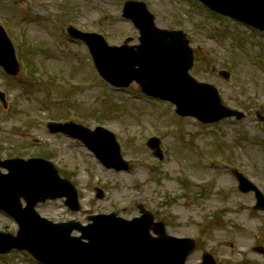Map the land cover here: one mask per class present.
Returning a JSON list of instances; mask_svg holds the SVG:
<instances>
[{
  "label": "rangeland",
  "instance_id": "1",
  "mask_svg": "<svg viewBox=\"0 0 264 264\" xmlns=\"http://www.w3.org/2000/svg\"><path fill=\"white\" fill-rule=\"evenodd\" d=\"M35 1L28 6L27 0H0V24L20 64L16 76L0 71V91L8 101L6 110L0 106V159L53 162L76 187L81 204L74 213L56 200L37 206V212L54 222L85 224L88 216L111 212L129 219L142 206L164 222L169 235L197 237V252L187 264H200L205 252L218 264H264L255 251L264 248V213L253 211V194L240 193L228 174L237 169L264 190V124L254 116L255 109L264 111V38L207 9L200 15L185 0H140L158 27L184 30L195 52L190 75L214 86L225 106L244 115L241 121L202 125L178 114L172 103L145 99L136 84L109 88L86 65L84 48L67 36L59 39L64 51L47 53L39 37L27 42L23 34L39 31L22 24L33 6L53 5L57 22L62 14V24L68 23L63 33L74 25L101 34L110 45L126 37L137 41L120 17L127 0ZM221 70L231 74L227 81L218 76ZM49 121L112 132L130 173L104 169L80 142L49 134ZM153 137L160 140L161 161L147 145ZM96 188L103 190L102 199L95 197ZM16 231L15 222L0 212V233ZM1 256L0 264H36L19 251Z\"/></svg>",
  "mask_w": 264,
  "mask_h": 264
},
{
  "label": "water",
  "instance_id": "2",
  "mask_svg": "<svg viewBox=\"0 0 264 264\" xmlns=\"http://www.w3.org/2000/svg\"><path fill=\"white\" fill-rule=\"evenodd\" d=\"M201 1L222 15L264 31V0ZM132 6L138 7L136 14L131 10L132 13L125 11L124 16L132 19L141 31V46L136 51L126 47L110 48L99 36L82 35L103 79L117 88H126L136 82L145 95L174 102L179 113L203 122L237 115L223 108L214 88L197 84L188 75L192 51L181 37L157 32L144 5L127 4L126 7ZM0 66L12 75L18 70L14 50L1 27ZM221 75L227 77L224 73ZM0 103L6 107L2 93ZM48 127L53 133L62 132L83 141L106 167L127 170L114 136L105 130L89 132L73 124H50ZM149 146L161 159L158 141H150ZM0 167L9 172L8 175L0 174V209L20 226L16 238L0 234L2 253L13 248L24 249L46 264H183L191 250V246L167 237L162 225L155 226L158 239H152L150 217L127 222L112 215L102 216L92 218L95 223L88 228L73 223L52 225L35 213L37 203L65 196L67 205L78 210L75 192L67 182L59 180L53 165L43 160H30L0 162ZM236 177L240 191L255 190L258 193L240 174L236 173ZM257 197L256 208L264 210L261 195L257 194ZM21 199L27 204L24 210ZM99 221L104 222L100 224ZM74 229L82 232L81 238L70 237ZM82 239L88 243H82Z\"/></svg>",
  "mask_w": 264,
  "mask_h": 264
},
{
  "label": "flooded vegetation",
  "instance_id": "3",
  "mask_svg": "<svg viewBox=\"0 0 264 264\" xmlns=\"http://www.w3.org/2000/svg\"><path fill=\"white\" fill-rule=\"evenodd\" d=\"M48 19H49V23L52 24V22L54 21V17L51 16V17H48Z\"/></svg>",
  "mask_w": 264,
  "mask_h": 264
}]
</instances>
